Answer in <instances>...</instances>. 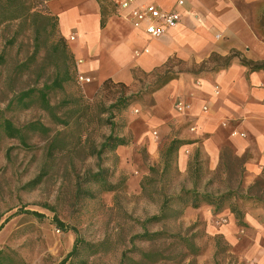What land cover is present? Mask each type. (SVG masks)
<instances>
[{"label": "rangeland", "instance_id": "rangeland-1", "mask_svg": "<svg viewBox=\"0 0 264 264\" xmlns=\"http://www.w3.org/2000/svg\"><path fill=\"white\" fill-rule=\"evenodd\" d=\"M106 8L109 15L116 11L112 4ZM45 14L49 15V11ZM19 24L0 29V56L6 61L0 66V113H4L3 117L17 127L41 122L52 129L51 134L60 131L66 133L68 139L82 134L83 140H88L87 147L100 144L113 131L126 138L131 147V128L146 115L142 113L153 106L152 96L158 90L159 75L147 76L137 72L135 82L130 86L122 87L114 82L104 88L103 84L81 83L76 78L65 85L63 92L53 96V104L62 103L59 115L83 106L92 116L103 114L105 120L114 117L111 124L102 127L94 123L80 129L73 125V119L68 128L54 125L39 105L8 110L16 96L35 84L37 77L33 71L42 70L43 76L50 72L45 67V49L40 50L33 71L18 70L37 52L32 24ZM47 29L48 33L40 37L42 42L46 37L52 40L59 36L58 33L52 35V28ZM15 34V42L10 45L9 40ZM171 68L176 73L198 69L193 64L183 65L177 61L171 64ZM137 110L141 113L137 114ZM27 136L26 146L18 139L4 136L0 139V251L13 257L16 264H61L73 250L77 238L93 247L84 248L82 245L80 256L67 264H121L124 255L138 261L141 252L148 251L162 254L157 264H238L228 243L208 235L200 221L187 225L180 217L148 224L147 231L164 232L166 237L151 242L136 239L144 232L141 224L159 214L164 196L178 194L176 158L172 169L164 175L162 166L150 162L146 145L128 153L126 160L117 154L104 155L102 162L84 155H74L73 159L69 156L49 159L47 139L40 133ZM229 162L233 173L217 174V190L225 191L229 186H236L239 174L233 156ZM46 167H49L48 173L33 184ZM153 167L157 172L150 171ZM99 168L105 170L108 182L116 186L115 192H106L98 185L82 182L83 188L93 197L77 199L79 179L83 180L87 173H97ZM137 177L142 180L136 192ZM262 192L264 182L258 184L254 193ZM36 213L41 217H35L33 214ZM57 219L65 225L66 231L56 226ZM179 236L190 240L197 250L196 255H190L193 251L177 239ZM227 246L229 252L224 251Z\"/></svg>", "mask_w": 264, "mask_h": 264}, {"label": "crops", "instance_id": "crops-1", "mask_svg": "<svg viewBox=\"0 0 264 264\" xmlns=\"http://www.w3.org/2000/svg\"><path fill=\"white\" fill-rule=\"evenodd\" d=\"M119 1L109 0L116 11L105 27L97 0L47 3L75 58L78 77L91 84L112 80L130 86L134 72L149 74L173 58L200 65L213 54L240 55L219 72L184 73L157 90L153 106L131 128V147H119L116 154L126 160L128 153L146 145L150 162L162 166V172L163 154L172 141H180L175 164L178 194L215 193L222 153L230 149L244 160L245 199L234 203L244 213L243 225L230 204L221 211L208 204L189 207L182 220L187 225L202 222L208 235L228 243L238 264H264V192L254 193L264 182V70L251 71L241 62L243 58L264 62V0H184L182 8L177 6L180 0H139L164 11H179L180 24L160 39H150L121 16ZM180 101L190 109L178 112ZM141 180L135 178L136 192Z\"/></svg>", "mask_w": 264, "mask_h": 264}, {"label": "trees", "instance_id": "trees-1", "mask_svg": "<svg viewBox=\"0 0 264 264\" xmlns=\"http://www.w3.org/2000/svg\"><path fill=\"white\" fill-rule=\"evenodd\" d=\"M49 1L50 0H0V29L3 26L10 27L12 25H16L17 23L22 25L24 23L30 22L36 35L37 52L31 58H29L26 63H23L21 66H19L18 70H26L30 72L33 71L31 70L32 66L36 64L35 61L41 49H45V67L50 69V72L47 76L42 75V70H40V72L33 71L32 74L36 75L37 77L35 84L31 88L22 91L18 96H16L11 101L7 109L10 110L13 107L29 109L35 105H39L40 109L49 115L51 122L54 125L62 126L63 128L70 127L72 119L73 125L78 126L80 129L91 126L94 123H96L98 127L111 124V121L114 118L113 116H109V118L106 120L102 118L103 114L92 116L87 114V108H83V106H79L76 110L71 112L69 111L68 114L59 115V110L62 107V103H52L53 96H56L58 92H63L65 85L74 82L75 79L78 78V70L75 58L70 50L69 45L59 34L57 18L51 16L50 13L49 15L45 14L49 11L47 8V3ZM97 1L101 4V25L102 27H105L110 16L107 13L106 7L111 3L109 0ZM47 28H52L53 36L55 33H58L59 36H56V38L53 37L52 40L46 37L42 42L40 37L42 34L48 33ZM15 37L16 34L11 40H9L10 45L15 42ZM239 57L240 55L237 52H233L231 55L226 57L213 54L208 60L201 63L200 65L192 63L196 68H198L197 70H188L177 73L171 68V64L174 61H177L183 65L188 64L178 60L177 58H173L170 59L163 67L156 69L149 74H145L147 76L159 75V80L157 83V88L159 90L169 84L171 81L178 79L184 73L198 75L207 71L219 72L220 70L228 68L233 60ZM4 62L6 63L4 56H0V66L4 65ZM241 62L243 65L249 67L251 71L264 70V62L249 61L245 58L241 59ZM137 72H134L135 79ZM112 83H114L112 80L105 81L103 83V88L106 87V85ZM118 84H120L122 87H125L124 84ZM74 101L77 102V100ZM2 114L4 113H0V139L1 136L10 139H18L21 144L26 146L27 140L29 138L27 134L40 133L47 139L46 151L47 158L49 159L55 158L57 156H69L71 159H73L74 155L77 157L84 155L91 158L95 157L99 162H102L104 155H116V151L119 147H125L129 145V142L126 138L117 136L112 131L108 136L103 138V141L100 144L97 145L94 143L87 147L88 140L84 141L82 134L77 138L72 136L68 139V135L60 131L56 132L55 134H51L53 132L52 129L46 127L41 122H33L24 127H17L11 120L5 119ZM180 144V141H172L166 152L163 154V175L172 169L173 162L176 158V152L179 149ZM231 156L234 158V162L237 166L239 174L235 187L229 186L225 191L218 189L215 193L213 191L211 193H200L197 190H182L181 193L175 196L165 195L159 214L147 219L141 224L144 232L143 234L136 236V239L151 242L165 238L166 233H150L147 231L146 226L152 223H162L167 220H176L180 217H183V214L187 208H198L201 206V204H208L214 207L216 211H221L223 208L228 206V204H230L232 213L235 214L239 223L243 225L244 213L239 210L237 204L234 203L238 202L240 199H245L241 194L243 188L244 160L235 157L231 150L227 148L222 153V163L217 174L225 172L229 174L233 173L231 163L229 162ZM48 168L49 167H46L43 170L42 174H40L33 184L41 181L42 177L48 173ZM150 171L157 172L155 167L151 168ZM105 173V170L99 168L97 173H87L83 180L79 179L77 183V199L81 200L85 197H93V194L90 191H87L83 188L82 182L98 185L106 192H115L116 186H113L108 182ZM212 184L213 183H211L210 186H212ZM33 215L37 218L41 217V215L38 213ZM55 224L60 230L66 231L65 225L58 219ZM177 239H179L181 243H186L188 249L193 251L190 253V255H196L197 250L190 240L180 236L177 237ZM217 239L220 240L218 237ZM82 245L84 248L93 247L90 244L82 243L77 238L73 250L61 264H67L72 258L80 256V250L83 248ZM224 251L229 252L228 246L224 249ZM161 255L162 254L157 251L141 252V258L138 261L128 259L127 256L124 255L123 262L121 264H126L127 262L133 264H157L158 261L163 257ZM0 264H16V261L13 257H10L3 251H0Z\"/></svg>", "mask_w": 264, "mask_h": 264}, {"label": "built area", "instance_id": "built-area-1", "mask_svg": "<svg viewBox=\"0 0 264 264\" xmlns=\"http://www.w3.org/2000/svg\"><path fill=\"white\" fill-rule=\"evenodd\" d=\"M116 6L121 16L130 21L134 27L143 30L150 39L164 37L169 30L176 28L181 22L178 10L164 11L154 4H141L139 0H120ZM177 6L182 8L184 0H180ZM78 79L81 83L91 82L82 76H79ZM176 109L183 113L190 109V105L180 101L177 103ZM136 113L140 114V110H137ZM191 130L195 131L196 129L193 127Z\"/></svg>", "mask_w": 264, "mask_h": 264}]
</instances>
